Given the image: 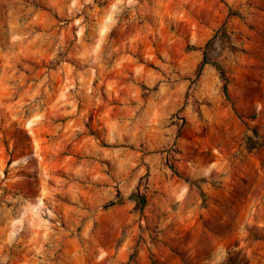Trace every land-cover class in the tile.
Listing matches in <instances>:
<instances>
[{
	"label": "rangeland",
	"instance_id": "obj_1",
	"mask_svg": "<svg viewBox=\"0 0 264 264\" xmlns=\"http://www.w3.org/2000/svg\"><path fill=\"white\" fill-rule=\"evenodd\" d=\"M0 264H264V0H0Z\"/></svg>",
	"mask_w": 264,
	"mask_h": 264
},
{
	"label": "trees",
	"instance_id": "obj_2",
	"mask_svg": "<svg viewBox=\"0 0 264 264\" xmlns=\"http://www.w3.org/2000/svg\"><path fill=\"white\" fill-rule=\"evenodd\" d=\"M218 69H220L219 67H218V65H216V64H214ZM223 89H224V91H226V85L224 84L223 85ZM135 199H137V201L141 204L142 202H143V198H139L137 195H132Z\"/></svg>",
	"mask_w": 264,
	"mask_h": 264
}]
</instances>
